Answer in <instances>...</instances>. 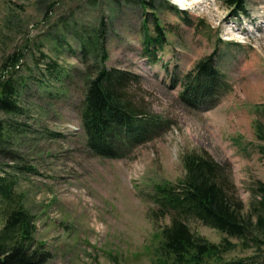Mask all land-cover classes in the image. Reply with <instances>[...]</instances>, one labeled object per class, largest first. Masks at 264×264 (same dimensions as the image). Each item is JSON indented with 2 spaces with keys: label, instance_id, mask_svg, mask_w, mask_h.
I'll use <instances>...</instances> for the list:
<instances>
[{
  "label": "rangeland",
  "instance_id": "1",
  "mask_svg": "<svg viewBox=\"0 0 264 264\" xmlns=\"http://www.w3.org/2000/svg\"><path fill=\"white\" fill-rule=\"evenodd\" d=\"M149 1L154 9L146 11L160 18L172 50L161 58L145 54L142 19L152 29L153 15H143L139 0H0V65L23 52L10 69L22 109L0 110V173L14 181L23 207L35 216L36 241L49 252L42 264H157L154 233L169 219L155 202L154 186L176 183L184 174L181 157L190 150L203 148L228 163L246 208L250 188L264 180V142L255 133L256 123L264 126V0H245L247 14L239 16L220 0ZM100 18L107 67L130 72L124 87L131 97L167 122L114 158L90 151L80 121L88 74L74 35L97 27ZM60 23L68 29L66 41ZM216 45L215 65L228 86L209 104L184 103L178 95L184 75ZM53 59L62 69L59 78L45 68ZM189 225L211 241L222 238L198 220ZM225 257L260 261L239 246Z\"/></svg>",
  "mask_w": 264,
  "mask_h": 264
},
{
  "label": "trees",
  "instance_id": "2",
  "mask_svg": "<svg viewBox=\"0 0 264 264\" xmlns=\"http://www.w3.org/2000/svg\"><path fill=\"white\" fill-rule=\"evenodd\" d=\"M229 9L231 16L245 14V0H220ZM143 15L151 13L153 27H148V18L142 19V43L145 54L158 51L164 56L172 50L166 27L153 11V3L139 0ZM187 16V12L173 6ZM50 7L48 8V11ZM105 20L99 19L97 27L83 28L74 39L79 44L80 59L84 63V93L81 100L80 119L91 152L102 157L123 156L134 144L153 136L166 121L157 113L146 110L136 102L124 87L131 73L126 69H110L106 65L108 53L105 46ZM67 27L59 24L63 41ZM57 40L55 49H58ZM59 44V43H58ZM216 45L212 52L199 58L187 71L178 93L188 105L209 104L227 86L226 74L215 65L219 52ZM43 54V53H42ZM44 55V54H43ZM91 61L87 63L88 56ZM23 58V52L14 51L0 65V110L17 113L22 107L18 102V81L11 73L14 65ZM50 75L60 77L62 69L55 59L45 64ZM91 68H94L93 70ZM172 83L176 77L171 78ZM255 133L264 142V126L256 123ZM4 124L0 120V141ZM183 176L176 182H162L154 186V199L168 222L154 233L157 264H238L225 254L240 247L251 249L264 264V180H257L250 188L248 208L237 194L231 170L216 161L205 149L185 152L181 157ZM14 181L0 173V213L3 224L0 228V264H42L49 257L44 242L36 241L35 216L23 207L21 197L13 189ZM195 219L222 234L218 242L195 233L189 220ZM235 239L236 241H232Z\"/></svg>",
  "mask_w": 264,
  "mask_h": 264
}]
</instances>
